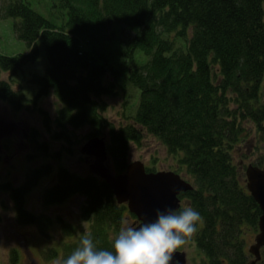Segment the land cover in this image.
<instances>
[{
  "label": "trees",
  "instance_id": "16d2710c",
  "mask_svg": "<svg viewBox=\"0 0 264 264\" xmlns=\"http://www.w3.org/2000/svg\"><path fill=\"white\" fill-rule=\"evenodd\" d=\"M53 1L66 13L60 26L27 0H0V16L13 20L15 35L26 46L17 55L0 54V100L17 111L28 102L1 74L13 79L36 62L41 41L47 66L32 79L39 86L37 98L53 90L60 103L57 128L89 127L92 138L109 127L117 174L126 169L130 146L154 137L177 160V170L194 181V189L180 198L203 217L192 242L203 255L201 264H251L245 246L248 235L258 233L261 211L245 187L234 152L241 155L242 145L249 144L264 150V0ZM85 43L91 49H84ZM113 46L119 50V66L110 59ZM137 54L142 63L135 60ZM127 62V80L140 93L131 120L114 130L96 100L122 93L120 69ZM245 120L256 128L255 137L243 130ZM252 164L264 168V155ZM50 167L30 168L17 187L0 183L18 224L40 225L38 214L26 208L25 195L51 173ZM71 197L81 203L80 221L88 222L99 247L110 249L126 206L117 204L99 177H81L60 165L52 184L41 192V202L59 206ZM57 223V235L66 242L59 250L45 249L48 259L69 254L84 233L69 244L80 227ZM50 224L53 220L46 219L39 230ZM256 264H264V248Z\"/></svg>",
  "mask_w": 264,
  "mask_h": 264
},
{
  "label": "rangeland",
  "instance_id": "374dc122",
  "mask_svg": "<svg viewBox=\"0 0 264 264\" xmlns=\"http://www.w3.org/2000/svg\"><path fill=\"white\" fill-rule=\"evenodd\" d=\"M27 2L32 9L56 26H60L66 21V13L55 7L53 0H27ZM38 45L39 58L36 62L24 66L23 71L13 79L9 78L5 72L1 74V79L10 80L12 89L22 94L28 99V102L25 103L21 110L17 111L8 103L0 100V183H9L17 187L24 181L26 172L30 168L43 163L51 166V173L43 176L39 183L25 195V206L29 211L38 214L39 226L18 224L12 200L7 192H0V264H13V249L17 251L16 262L18 264H24L25 261L21 250L32 251L38 264H56V261L61 257L48 259L45 249L59 250L62 247V243L66 242L64 237L60 239L57 235L60 231V226L57 222L73 223L75 229L80 227V232L74 236H69V244L74 243L79 233H83L85 230L88 231V222L80 221V216L78 215L80 211L77 210V207L81 203L76 206L74 204L75 198L71 197L69 201L59 206H49L41 202V192H43L45 187L52 184L54 175L60 165L78 176L85 177L89 174L88 166L93 160L80 153V148L87 141L90 128L73 127V125L65 122L67 124L66 128L60 131L55 122L60 103L54 97L53 90H49L46 95L37 98L39 86L34 83L32 77L43 75L47 66L42 42L39 41ZM84 49H91V47L85 43ZM25 51V44L19 41L14 33L13 20L0 16V54L12 56ZM110 59L117 66L120 65L119 50L114 46L110 53ZM135 60L138 63H142L144 58L137 54ZM128 66L129 63L127 62L125 68L120 69L122 72L126 71L125 76L121 79V84L125 87L122 89V93L116 91L115 95H103L96 100L97 104L100 102L98 104L100 107L105 108V112L100 111V115L106 118L108 123L114 127V130H118L120 124L125 123L126 125L131 120L136 108V100L140 93L127 80ZM262 93L264 94V89ZM262 101L264 102V95ZM232 109H235V106ZM9 124H15V128H12L7 133H1V129ZM241 124L243 130L248 129L249 131L247 130V132L253 137L257 135V130L252 122L245 120ZM105 127V131L100 137L106 138L107 151L110 157L108 165L112 168L110 128ZM45 143L47 144L46 146H44ZM241 151V155H236L238 151L234 152V162L240 164L239 171L245 177L247 166L263 156L264 150H254L249 144V146L242 145ZM127 161L128 163L141 161L151 172L178 171L177 160L170 157L166 148L150 135L146 136L141 144H132L130 146ZM179 173L184 180L194 184V181L189 178L185 170ZM183 198L181 196L182 200H184ZM122 215L123 221H129L134 224V217L129 211H123ZM48 217L53 220L54 224H50L48 229L42 228L39 230L41 223L44 225V221L46 219L49 220ZM11 226L15 228V231L10 228ZM200 227L201 224L199 225ZM254 236L255 234L248 235L246 250L254 243ZM179 250L186 252L188 264H201L203 255L193 243L186 249L181 248ZM19 252L22 255L20 260ZM65 253L63 257L68 255H65Z\"/></svg>",
  "mask_w": 264,
  "mask_h": 264
},
{
  "label": "water",
  "instance_id": "95a60500",
  "mask_svg": "<svg viewBox=\"0 0 264 264\" xmlns=\"http://www.w3.org/2000/svg\"><path fill=\"white\" fill-rule=\"evenodd\" d=\"M80 153L93 159L89 164V172L100 177L109 186L117 204L127 206L129 213L137 218L135 225L154 220L157 209H179L180 194L194 189L176 173L147 172L140 161L127 165L125 173L115 174L107 167L105 137H92L83 144ZM245 176L246 189L261 211L259 232L248 249L254 257L251 264H256L261 260V249L264 248V168L249 165L245 169ZM172 264H187L186 253L177 250Z\"/></svg>",
  "mask_w": 264,
  "mask_h": 264
},
{
  "label": "clouds",
  "instance_id": "9594fccd",
  "mask_svg": "<svg viewBox=\"0 0 264 264\" xmlns=\"http://www.w3.org/2000/svg\"><path fill=\"white\" fill-rule=\"evenodd\" d=\"M202 221L191 206L157 209L155 219L143 224L122 221L110 249L99 247L85 230L71 252L56 264H172L177 250L192 244Z\"/></svg>",
  "mask_w": 264,
  "mask_h": 264
},
{
  "label": "flooded vegetation",
  "instance_id": "af4514ba",
  "mask_svg": "<svg viewBox=\"0 0 264 264\" xmlns=\"http://www.w3.org/2000/svg\"><path fill=\"white\" fill-rule=\"evenodd\" d=\"M12 128H15V124H9L8 126H6L5 128H2L1 129V133H7V132H9V131H11V129ZM78 198H75V200H74V204L75 205H77L78 203H77V200ZM183 203H184V205H183ZM183 206H185V201L183 202V200L181 199V207H183ZM12 230H14L15 231V228L14 227H10ZM10 229V230H11ZM22 251V255H23V257H24V264H37V261H36V259H35V257L29 252V251H27V250H21ZM26 252H28L29 253V256H27L26 255ZM16 255H17V251L15 250V255H14V259H16L17 260V257H16ZM21 254H20V252H19V260H20V256H22ZM262 259V258H261Z\"/></svg>",
  "mask_w": 264,
  "mask_h": 264
},
{
  "label": "bare ground",
  "instance_id": "6f19581e",
  "mask_svg": "<svg viewBox=\"0 0 264 264\" xmlns=\"http://www.w3.org/2000/svg\"><path fill=\"white\" fill-rule=\"evenodd\" d=\"M121 72V75H120V82H121V79H122V77L123 76H125V73H126V71L125 72H122V71H120ZM130 84V83H129ZM131 85V84H130ZM91 138H88V135H87V141L85 142V143H87L89 140H90ZM83 146V145H82ZM107 154H108V151H107ZM109 159H110V157H109V154H108V161H109ZM108 161H107V167L110 169V170H112L115 174H117L114 170H113V166H112V168L108 165ZM135 162V161H134ZM141 162V161H140ZM132 163V162H131ZM143 163V162H142ZM130 163H128L127 165H129ZM144 164V163H143ZM144 166H145V164H144ZM127 167V166H126ZM146 167V166H145ZM126 172V169H125V171L123 172V173H125ZM123 173H120V174H123ZM104 182V181H103ZM106 184V183H105ZM107 185V184H106ZM108 186V185H107ZM108 188H109V186H108ZM110 189V188H109ZM179 198V197H178ZM180 199V198H179ZM75 200V199H74ZM15 212V211H14ZM134 217V223L137 221V218L135 217V216H133Z\"/></svg>",
  "mask_w": 264,
  "mask_h": 264
}]
</instances>
